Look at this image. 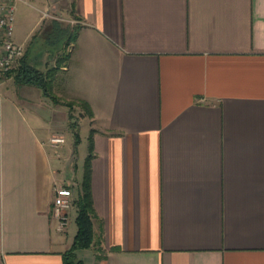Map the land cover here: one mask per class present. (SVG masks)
I'll use <instances>...</instances> for the list:
<instances>
[{"label":"crops","instance_id":"1","mask_svg":"<svg viewBox=\"0 0 264 264\" xmlns=\"http://www.w3.org/2000/svg\"><path fill=\"white\" fill-rule=\"evenodd\" d=\"M41 5L34 31L47 20L70 41L58 92L93 113L90 189L102 252L80 250L79 259L264 264V0ZM59 17L78 22L74 40ZM31 49L22 64L44 72L46 52ZM68 107L15 76L0 82V264H63L74 242L90 137L82 159ZM55 136L65 143L52 145ZM59 186L73 189L62 230Z\"/></svg>","mask_w":264,"mask_h":264},{"label":"rangeland","instance_id":"2","mask_svg":"<svg viewBox=\"0 0 264 264\" xmlns=\"http://www.w3.org/2000/svg\"><path fill=\"white\" fill-rule=\"evenodd\" d=\"M46 0H16L14 3L16 6L15 20H14V40L22 39L26 40V46L32 44L31 55L34 53H40L45 51L47 56L43 57L42 64H44V73L52 70L54 66L59 64L62 67L68 66L70 56V41H66L67 38L63 31L56 30L54 26H51L49 21L45 20L41 22L38 31H34V27L40 17V10L43 9L42 2ZM62 22L63 30H68L71 38V34L74 32L73 28L77 25H70L65 21V18L59 17ZM70 25V26H69ZM36 30V29H35ZM44 32V33H43ZM45 34V35H44ZM21 44V43H20ZM25 46V49H26ZM36 69V68H35ZM9 78L14 80V76L17 75V70ZM54 76V77H53ZM50 81L48 80L49 92L55 99L63 100L69 106V112L71 115L70 130L73 134L79 132L81 136V146L78 149V157L84 159V156L88 152V140L90 137V128L92 124L89 119L88 111L83 106V102L78 98L67 99L65 95L60 94L58 91L64 87L67 75L61 69H57L53 74ZM62 91V90H61ZM77 156V154H76Z\"/></svg>","mask_w":264,"mask_h":264},{"label":"trees","instance_id":"3","mask_svg":"<svg viewBox=\"0 0 264 264\" xmlns=\"http://www.w3.org/2000/svg\"><path fill=\"white\" fill-rule=\"evenodd\" d=\"M78 28V25L73 28L74 32L71 34L70 40H74V36L76 35ZM60 68L61 66L59 64V68L58 66H56L52 70L44 73L39 71L38 69L27 66L24 62L22 64L21 62L20 67L17 69L18 73L15 77H17V79H20L21 82L33 84L41 88L47 96L55 99L54 96L49 92L48 80L50 81L56 70ZM82 104L88 111L89 116L92 117L93 113L90 109L89 104L86 102H83ZM93 149V138L90 137V153L88 157L87 170L79 194V198L76 202L78 208V216L76 219L78 231L71 248L63 255V264H84V262L79 259L77 255V252L80 250L96 247L98 248L99 253L102 252V241L101 239L96 238L93 225L94 209L90 189V160L93 156ZM100 257H102V255H100Z\"/></svg>","mask_w":264,"mask_h":264},{"label":"built area","instance_id":"4","mask_svg":"<svg viewBox=\"0 0 264 264\" xmlns=\"http://www.w3.org/2000/svg\"><path fill=\"white\" fill-rule=\"evenodd\" d=\"M16 0H0V82L9 79L17 70L25 57L24 44L14 40V20ZM45 18L50 17V12H44ZM77 21H70L71 25H77ZM52 145L65 143V138L55 136L51 138ZM72 187L59 186L55 189L54 216L59 222L60 229L67 227L69 223V210L73 207Z\"/></svg>","mask_w":264,"mask_h":264}]
</instances>
